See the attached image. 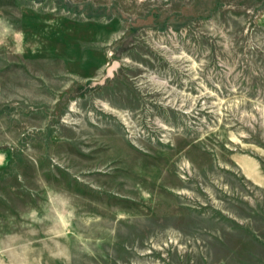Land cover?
I'll use <instances>...</instances> for the list:
<instances>
[{
    "label": "rangeland",
    "instance_id": "rangeland-1",
    "mask_svg": "<svg viewBox=\"0 0 264 264\" xmlns=\"http://www.w3.org/2000/svg\"><path fill=\"white\" fill-rule=\"evenodd\" d=\"M0 264H264V0H0Z\"/></svg>",
    "mask_w": 264,
    "mask_h": 264
}]
</instances>
